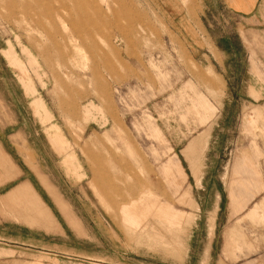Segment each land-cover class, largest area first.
Returning a JSON list of instances; mask_svg holds the SVG:
<instances>
[{
	"label": "rangeland",
	"instance_id": "1",
	"mask_svg": "<svg viewBox=\"0 0 264 264\" xmlns=\"http://www.w3.org/2000/svg\"><path fill=\"white\" fill-rule=\"evenodd\" d=\"M82 1L0 0V196L30 183L58 226L3 196L0 245L24 264H264V184L232 183L221 127L222 54L264 51V26L245 35L232 0H97L107 28L71 20Z\"/></svg>",
	"mask_w": 264,
	"mask_h": 264
},
{
	"label": "crops",
	"instance_id": "2",
	"mask_svg": "<svg viewBox=\"0 0 264 264\" xmlns=\"http://www.w3.org/2000/svg\"><path fill=\"white\" fill-rule=\"evenodd\" d=\"M92 1L96 2V6L98 8L102 9V12L99 16L94 14L95 12L92 8L93 5H88L91 2H89V0H83L81 4L84 5L85 3L88 11H84L83 8L82 10L85 14L83 15L84 17H80L78 11L79 6L75 5L74 8L77 14L75 13V15H73L72 13H69L71 20H79L81 18H95L99 20L100 18H104L106 19L105 23L106 27L108 28L107 8H109L108 11L112 16H115L117 9H113L112 6L108 3L102 5L101 3H98L97 0ZM114 1L116 2V0ZM234 1L235 0H232V12L236 15V17L239 18V21H241L240 25L242 26L245 35L248 36L252 33H255L259 29L258 26H264V18L261 15H258V13L260 12V9H258L259 0ZM50 19H52V17ZM73 29L77 30L76 27H74ZM117 30L120 33L121 40H123L126 37L125 31L120 28H117ZM77 33L78 32H74L73 34ZM222 56L223 67L225 68V70H227V73H229V75H232V77H229L225 80L226 90L224 94L225 96L222 97L223 100L221 105V127L225 148L229 147L231 154L229 160L231 161L230 167L233 170L230 174V176H232V183L242 185H245L246 183L264 184V51L240 52L231 54L224 53L222 54ZM105 61H109V57ZM16 62L18 63L19 61L16 59ZM257 71H259L263 75L262 81H260L257 76H255ZM234 105L237 106V110L228 111V109L230 110V108H232ZM38 107H40L39 104L37 105V108ZM225 107L227 109L226 113ZM84 112L87 113V110L84 109ZM210 116L211 115L208 114L206 122L209 121ZM194 117L198 120V117ZM189 147H192L194 152L198 151L196 150V141L190 140L185 145L182 153H184L186 149H189ZM204 147H206L205 144ZM187 155L189 157L188 152ZM179 165L181 166V164ZM227 166H229V164H227ZM227 166L226 172L223 174V176L228 180L229 173L227 174ZM180 168L183 171L182 166ZM50 192L51 197H53V200L55 201L60 212H62L65 218L72 224L73 214L69 211V207L59 205V198H57V195H54L53 191ZM232 194L234 193L232 192ZM243 195L244 196L239 199L240 201L251 198L255 199V196H249L247 195V192L243 193ZM3 196H7V203L11 204L9 205V207L18 204L19 206H22L23 210L25 211H32L34 213H37V215L39 216L43 214V218L52 223L54 227H58L56 225L57 222L53 216V213H51L48 206L44 202H42L41 198H39L38 194L30 183L24 182L18 187L12 189L9 194L4 193L0 197ZM229 198L231 211L233 212L236 208V202L234 201L236 200V198L233 196H229ZM2 211L5 215H3L4 217H0V225L3 224L11 227L13 221L12 219H10L12 216V214L10 213V209L3 208ZM245 215L250 217H257L259 215L258 206L253 205ZM25 219L26 218H24L23 221H25ZM136 219H138V224L140 221L139 216L136 217ZM33 220L36 221L37 219L33 218ZM16 221L24 224L21 220ZM163 221L168 223L167 220ZM209 222L211 225L208 235L209 237H211L214 229L212 217ZM24 225L27 227L26 224ZM227 232L228 234H226V237L228 241L229 239H231L230 235L232 234V230L230 231L227 229ZM0 233L3 235L0 238L9 237L7 236L6 230L4 229H1ZM10 237L12 238V236ZM13 241H15V239ZM24 241L28 243L24 244ZM31 241L32 240H30L29 238H26L24 240H17L16 242H18L19 245H24L27 247H39L38 244ZM205 251L206 252L204 253L207 255V249ZM13 252L14 249H10L6 246L0 245V264H24L25 262H27L24 259H20L18 257L15 258ZM97 261L102 262L101 260ZM35 264L41 263L36 262Z\"/></svg>",
	"mask_w": 264,
	"mask_h": 264
}]
</instances>
